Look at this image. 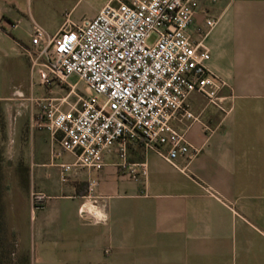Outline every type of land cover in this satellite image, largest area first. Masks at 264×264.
I'll list each match as a JSON object with an SVG mask.
<instances>
[{
	"label": "crops",
	"instance_id": "0c3cea01",
	"mask_svg": "<svg viewBox=\"0 0 264 264\" xmlns=\"http://www.w3.org/2000/svg\"><path fill=\"white\" fill-rule=\"evenodd\" d=\"M95 1L94 14L107 0ZM196 2L186 32L230 109L192 91L194 118L171 120L198 149L189 160L130 143L126 162L144 165L136 179L113 147L100 169L71 167L63 180L74 153L34 100L68 96L67 84L39 81L25 54L36 23L22 34L20 0H0V264H264V0ZM32 191L45 195L37 207Z\"/></svg>",
	"mask_w": 264,
	"mask_h": 264
},
{
	"label": "built area",
	"instance_id": "2783aa9c",
	"mask_svg": "<svg viewBox=\"0 0 264 264\" xmlns=\"http://www.w3.org/2000/svg\"><path fill=\"white\" fill-rule=\"evenodd\" d=\"M196 6V0H107L94 15L65 19L52 34L31 25L25 54L39 81L66 84L73 73L85 88L73 102L67 94L34 100L39 123L58 131L60 148L74 153L72 162L61 164V179L71 167L100 169L113 147L125 173L136 179L144 165L126 162L130 143L153 148L171 164L178 155L189 160L198 149L171 125L179 111L194 118L187 96L197 91L223 112L230 109L219 94L225 81L205 66L207 49L186 32ZM214 22L205 19L202 35ZM44 198L30 193L33 207Z\"/></svg>",
	"mask_w": 264,
	"mask_h": 264
},
{
	"label": "rangeland",
	"instance_id": "374dc122",
	"mask_svg": "<svg viewBox=\"0 0 264 264\" xmlns=\"http://www.w3.org/2000/svg\"><path fill=\"white\" fill-rule=\"evenodd\" d=\"M95 3V0H20V12L25 20H22V34L26 27L34 22L46 31H52L59 22L68 19L76 22L82 17H90L94 15V10L87 5ZM152 36L148 39H150ZM66 84L68 91L67 100L73 102L77 95H85V88L82 80L78 79L73 73L66 76ZM4 248L0 247V254ZM20 259V258H19ZM18 259V261H19ZM20 262V261H19ZM21 263V262H20Z\"/></svg>",
	"mask_w": 264,
	"mask_h": 264
},
{
	"label": "trees",
	"instance_id": "16d2710c",
	"mask_svg": "<svg viewBox=\"0 0 264 264\" xmlns=\"http://www.w3.org/2000/svg\"><path fill=\"white\" fill-rule=\"evenodd\" d=\"M20 259H19V261L21 262H17V264H26V257L23 255H21L20 257H19Z\"/></svg>",
	"mask_w": 264,
	"mask_h": 264
},
{
	"label": "clouds",
	"instance_id": "9594fccd",
	"mask_svg": "<svg viewBox=\"0 0 264 264\" xmlns=\"http://www.w3.org/2000/svg\"><path fill=\"white\" fill-rule=\"evenodd\" d=\"M103 218V217H102Z\"/></svg>",
	"mask_w": 264,
	"mask_h": 264
}]
</instances>
